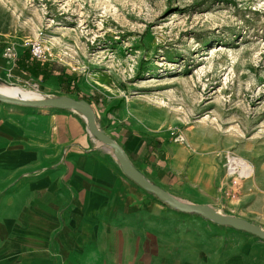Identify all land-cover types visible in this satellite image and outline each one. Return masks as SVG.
I'll use <instances>...</instances> for the list:
<instances>
[{
  "label": "rangeland",
  "instance_id": "374dc122",
  "mask_svg": "<svg viewBox=\"0 0 264 264\" xmlns=\"http://www.w3.org/2000/svg\"><path fill=\"white\" fill-rule=\"evenodd\" d=\"M0 27L13 41L6 60L30 47L78 73L92 100L101 94L92 104L99 127L175 196L189 200L180 180L142 163L143 140L177 145L183 133L187 144L195 132L215 139L236 211L264 228V0H0ZM0 77L31 92L66 94L55 78L43 82L13 64L0 67ZM228 151L254 173L230 176ZM246 183L252 191L238 202ZM206 223L219 239L206 243L202 264H264L263 239Z\"/></svg>",
  "mask_w": 264,
  "mask_h": 264
},
{
  "label": "crops",
  "instance_id": "0c3cea01",
  "mask_svg": "<svg viewBox=\"0 0 264 264\" xmlns=\"http://www.w3.org/2000/svg\"><path fill=\"white\" fill-rule=\"evenodd\" d=\"M12 43L0 32L4 69L14 65L5 59ZM18 106L0 102V264H202L206 243L219 239L208 220L168 208L130 180L81 115ZM188 134L187 144L143 140L142 163L180 180L189 202L253 222L236 211L223 146ZM129 156L135 164L137 153Z\"/></svg>",
  "mask_w": 264,
  "mask_h": 264
},
{
  "label": "water",
  "instance_id": "95a60500",
  "mask_svg": "<svg viewBox=\"0 0 264 264\" xmlns=\"http://www.w3.org/2000/svg\"><path fill=\"white\" fill-rule=\"evenodd\" d=\"M0 84L16 85L0 77ZM0 102L28 108L58 109L72 111L81 115L86 121L87 131L98 140L113 155L122 172L143 190L151 193L168 208L185 213L196 214L218 226L231 227L235 230L250 233L264 240V228L246 219L224 214L209 204H197L183 200L160 187L142 173L132 162L123 146L98 125L97 114L93 105L85 100L71 95H43L33 98L7 95L0 92Z\"/></svg>",
  "mask_w": 264,
  "mask_h": 264
},
{
  "label": "trees",
  "instance_id": "16d2710c",
  "mask_svg": "<svg viewBox=\"0 0 264 264\" xmlns=\"http://www.w3.org/2000/svg\"><path fill=\"white\" fill-rule=\"evenodd\" d=\"M14 66L24 74L40 79L43 82L55 78L62 92L68 95H77L78 99H85L91 104H93V100L98 102L102 97L101 94L96 93L95 98L92 100L79 86L81 77L78 73L72 72L67 67L56 62L46 61L37 57L30 47L24 49L21 55L15 58ZM161 142V140H156L153 143L152 141H146V145L160 147Z\"/></svg>",
  "mask_w": 264,
  "mask_h": 264
},
{
  "label": "built area",
  "instance_id": "2783aa9c",
  "mask_svg": "<svg viewBox=\"0 0 264 264\" xmlns=\"http://www.w3.org/2000/svg\"><path fill=\"white\" fill-rule=\"evenodd\" d=\"M36 55L35 51L33 52ZM176 141L180 144L186 142V136L182 133L179 134L176 138ZM227 157V173L230 176L237 175L239 178H246L252 174H246L248 171L247 164L241 157H238L231 151H228L226 154Z\"/></svg>",
  "mask_w": 264,
  "mask_h": 264
},
{
  "label": "bare ground",
  "instance_id": "6f19581e",
  "mask_svg": "<svg viewBox=\"0 0 264 264\" xmlns=\"http://www.w3.org/2000/svg\"><path fill=\"white\" fill-rule=\"evenodd\" d=\"M222 49V48H221ZM0 92L3 94H7V95H13V96H22V97H26V98H33V97H37L40 95L39 92H31L25 89L20 88L17 85H4V84H0ZM247 164V168L248 171L246 174H253V167L246 162Z\"/></svg>",
  "mask_w": 264,
  "mask_h": 264
}]
</instances>
